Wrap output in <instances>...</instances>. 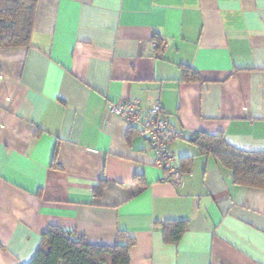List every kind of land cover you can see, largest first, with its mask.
<instances>
[{
    "label": "crops",
    "instance_id": "1",
    "mask_svg": "<svg viewBox=\"0 0 264 264\" xmlns=\"http://www.w3.org/2000/svg\"><path fill=\"white\" fill-rule=\"evenodd\" d=\"M131 100L181 131L178 182L107 110ZM195 132L264 151V0H36L28 45L0 48V264H28L50 226L122 232L130 264H264V189L197 154ZM165 220L187 222L177 243Z\"/></svg>",
    "mask_w": 264,
    "mask_h": 264
},
{
    "label": "trees",
    "instance_id": "2",
    "mask_svg": "<svg viewBox=\"0 0 264 264\" xmlns=\"http://www.w3.org/2000/svg\"><path fill=\"white\" fill-rule=\"evenodd\" d=\"M36 0H0V48L25 47L29 43ZM161 47H158L160 50ZM182 79L198 81V73L181 66ZM188 140L197 154L211 155L231 171L234 183L264 189V151H244L230 145L221 133L195 132ZM193 156H184L180 170L187 172ZM164 241L177 243L187 228L185 220L156 222ZM132 238L119 232L112 245L89 243L74 230L50 226L28 264H130Z\"/></svg>",
    "mask_w": 264,
    "mask_h": 264
},
{
    "label": "built area",
    "instance_id": "3",
    "mask_svg": "<svg viewBox=\"0 0 264 264\" xmlns=\"http://www.w3.org/2000/svg\"><path fill=\"white\" fill-rule=\"evenodd\" d=\"M107 110L120 117L128 125H138L139 134L144 137L155 155V165L162 170V179L167 182H178L183 172L176 164V157L169 149L172 140L182 136L168 119L163 108L156 104L146 113L139 111L136 100L121 103H108Z\"/></svg>",
    "mask_w": 264,
    "mask_h": 264
}]
</instances>
